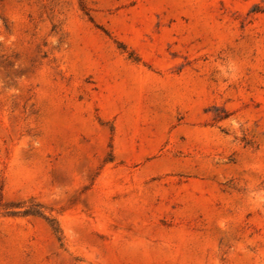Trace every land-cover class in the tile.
<instances>
[{"label": "rangeland", "instance_id": "374dc122", "mask_svg": "<svg viewBox=\"0 0 264 264\" xmlns=\"http://www.w3.org/2000/svg\"><path fill=\"white\" fill-rule=\"evenodd\" d=\"M0 264H264V0H0Z\"/></svg>", "mask_w": 264, "mask_h": 264}, {"label": "trees", "instance_id": "16d2710c", "mask_svg": "<svg viewBox=\"0 0 264 264\" xmlns=\"http://www.w3.org/2000/svg\"><path fill=\"white\" fill-rule=\"evenodd\" d=\"M55 231H56L57 233H61V229H60V227H56V228H55Z\"/></svg>", "mask_w": 264, "mask_h": 264}]
</instances>
